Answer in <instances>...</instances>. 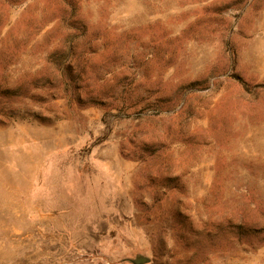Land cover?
<instances>
[{
    "label": "rangeland",
    "instance_id": "obj_1",
    "mask_svg": "<svg viewBox=\"0 0 264 264\" xmlns=\"http://www.w3.org/2000/svg\"><path fill=\"white\" fill-rule=\"evenodd\" d=\"M264 264V0H0V264Z\"/></svg>",
    "mask_w": 264,
    "mask_h": 264
},
{
    "label": "water",
    "instance_id": "obj_2",
    "mask_svg": "<svg viewBox=\"0 0 264 264\" xmlns=\"http://www.w3.org/2000/svg\"><path fill=\"white\" fill-rule=\"evenodd\" d=\"M132 264H147L149 262V259L145 256H137L134 259L131 260Z\"/></svg>",
    "mask_w": 264,
    "mask_h": 264
}]
</instances>
